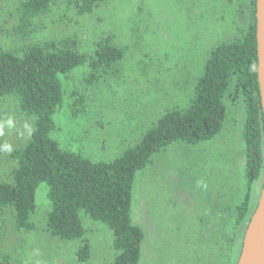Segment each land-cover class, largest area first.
<instances>
[{
	"label": "rangeland",
	"instance_id": "374dc122",
	"mask_svg": "<svg viewBox=\"0 0 264 264\" xmlns=\"http://www.w3.org/2000/svg\"><path fill=\"white\" fill-rule=\"evenodd\" d=\"M17 1L0 0L2 50L72 37L89 53L100 37L110 34L125 51L121 70L88 88L82 120H71L67 109L54 119L55 139L93 160L113 159L166 109L186 107L211 50L237 38L251 12L248 0H110L80 17L67 0H58L23 38L11 31ZM82 73L72 75L70 86L85 92ZM232 93L233 87L224 99L227 118L220 135L195 147H169L138 175L132 220L144 234L140 264L237 263L248 223L234 230L231 222L232 207L246 189L244 103ZM8 115L18 127L31 120L14 98L1 103L0 118ZM28 139L12 131L0 137V144L10 143L16 151ZM13 152L0 151V181L10 180ZM263 183L261 174L251 191V215ZM36 205L33 233L16 232L5 215L2 264H77L76 244L51 238L46 231L44 185L37 190ZM83 225L92 252L87 264H112L115 253L106 228L86 217Z\"/></svg>",
	"mask_w": 264,
	"mask_h": 264
},
{
	"label": "trees",
	"instance_id": "16d2710c",
	"mask_svg": "<svg viewBox=\"0 0 264 264\" xmlns=\"http://www.w3.org/2000/svg\"><path fill=\"white\" fill-rule=\"evenodd\" d=\"M57 1L18 0L12 34L29 36L35 21ZM108 1L67 0L80 17L92 15ZM248 2L251 12L243 31L211 50L188 105L166 109L110 160H93L64 148L54 137L58 131L54 119L67 109L71 120H82L88 107V88L121 70L126 56L115 44V36L100 37L89 53L82 52L72 37L31 44L19 51L0 49V106L14 98L22 114L37 118L35 133L13 152L16 164L10 180L0 181V264L5 215H10L16 232L37 231L33 217L41 185L46 188V231L51 238L76 244L77 264H87L92 254L84 217L108 231L115 253L112 264H140L144 234L132 220L138 175L169 147H195L220 135L227 118L224 99L231 87L233 99L241 98L244 103L246 185L240 201L232 207L231 222L234 230L249 222L252 187L264 175V131L256 76L255 0ZM80 70L85 92L70 86L72 75ZM231 242L233 238L228 240L229 246Z\"/></svg>",
	"mask_w": 264,
	"mask_h": 264
},
{
	"label": "water",
	"instance_id": "95a60500",
	"mask_svg": "<svg viewBox=\"0 0 264 264\" xmlns=\"http://www.w3.org/2000/svg\"><path fill=\"white\" fill-rule=\"evenodd\" d=\"M256 76L264 131V0H255ZM236 264H264V183Z\"/></svg>",
	"mask_w": 264,
	"mask_h": 264
},
{
	"label": "clouds",
	"instance_id": "9594fccd",
	"mask_svg": "<svg viewBox=\"0 0 264 264\" xmlns=\"http://www.w3.org/2000/svg\"><path fill=\"white\" fill-rule=\"evenodd\" d=\"M37 118L33 116L31 120L25 119L22 126L18 127V121L12 115H8L4 118H0V137L5 136L8 132L15 131L18 136L23 138H30L36 131L35 120ZM0 151L11 154L14 151V147L10 143L0 144Z\"/></svg>",
	"mask_w": 264,
	"mask_h": 264
}]
</instances>
